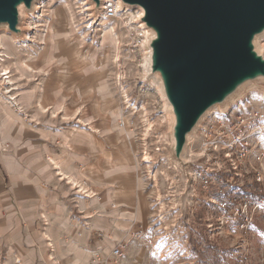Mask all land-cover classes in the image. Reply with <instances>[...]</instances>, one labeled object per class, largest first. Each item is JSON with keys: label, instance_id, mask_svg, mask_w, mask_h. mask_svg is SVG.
Masks as SVG:
<instances>
[{"label": "rangeland", "instance_id": "rangeland-1", "mask_svg": "<svg viewBox=\"0 0 264 264\" xmlns=\"http://www.w3.org/2000/svg\"><path fill=\"white\" fill-rule=\"evenodd\" d=\"M101 4L41 0L17 38L0 29V264H87L96 243L117 241L127 243L120 264H264V167L240 161L239 144L225 155L213 116L236 101L209 112L183 149L156 36L137 7L105 18ZM259 39L251 49L264 60ZM243 93L264 110L263 77ZM227 196L240 214L221 207Z\"/></svg>", "mask_w": 264, "mask_h": 264}, {"label": "water", "instance_id": "water-1", "mask_svg": "<svg viewBox=\"0 0 264 264\" xmlns=\"http://www.w3.org/2000/svg\"><path fill=\"white\" fill-rule=\"evenodd\" d=\"M17 1L0 0V21L10 28L16 23ZM124 1L141 4L144 20L157 30L154 66L165 77L177 114L179 145L208 105L243 79L264 74V60L250 43L264 26V0Z\"/></svg>", "mask_w": 264, "mask_h": 264}, {"label": "built area", "instance_id": "built-area-1", "mask_svg": "<svg viewBox=\"0 0 264 264\" xmlns=\"http://www.w3.org/2000/svg\"><path fill=\"white\" fill-rule=\"evenodd\" d=\"M119 8L120 10H118ZM100 9L101 14H103L105 18H114L121 10L125 11V8L121 9V7H117L116 0H102ZM144 14L142 17H144ZM88 25L91 24L88 23ZM235 103L237 107H232L233 109H230L232 110L230 113L226 114V112H223L221 114L213 115L214 119L218 117L216 120L225 127L224 130L226 133H223L224 131L222 130L221 134H227L229 137L228 140H224L222 150H224L225 155L230 157L229 155L232 152L237 151L236 146L239 144L240 148L238 149L236 156H238L240 161H243L245 157L250 156L254 162L264 167V110L260 108H250L249 105L244 106L246 103L243 104L241 98ZM255 173V180L257 182L264 180V175L260 171L256 170ZM228 189H234L235 192L239 190L238 187H232L230 185ZM224 192H227V190H224ZM233 201H235V198L233 197H223L220 205L226 210H232V212L236 215L240 214L242 210H239V208H243L242 204L237 207ZM244 202V205L247 206L248 200L245 199ZM263 203L264 201L259 199L255 201L256 206H260ZM248 222L249 221L246 219V223ZM107 239V241H109V238ZM126 246L127 243L124 241H117L109 246L105 245L104 243L98 244V248L93 252L86 263L120 264Z\"/></svg>", "mask_w": 264, "mask_h": 264}, {"label": "bare ground", "instance_id": "bare-ground-1", "mask_svg": "<svg viewBox=\"0 0 264 264\" xmlns=\"http://www.w3.org/2000/svg\"><path fill=\"white\" fill-rule=\"evenodd\" d=\"M40 1L41 0H30V2L27 4L23 0H18L15 3L16 23L14 25V28H10L7 21H0V29L1 30H4V31H6V30L10 31L12 33V35H10V38L11 39L17 38V34H19V31L18 30H20V27L22 26L21 24H23L24 17L25 16H29V14H33L32 11L34 12L36 8L37 9L39 8L37 5L40 3ZM116 1H117V7H121V9L122 8H125V11H127V12L132 7H137L139 9L138 10L139 16H141V18L138 20V22H141L140 24H141V27H142L143 31L146 33L149 30H151L155 36L157 35V30L153 26L149 25L147 22H145V21L142 20V15L144 14L145 9H144V7L141 4H139V3H130V2H126L124 0H116ZM118 10H120V8ZM110 33H111V28H109L107 30H104V33H103V36H102L103 41H106L108 39H111V34ZM263 34H264V26L262 27V29L260 31H257V32H255L252 35L251 41L253 43H255L256 41L260 40L259 39V36L260 35H263ZM24 35H25V33H24ZM77 52H79V51H77ZM77 52H75V53H77ZM2 55H5V54L3 53ZM27 67H29V65H27ZM2 70H4V73L5 74L8 73L7 72L8 70H6V68H3ZM159 72H161V71L159 69H157L156 70V74L159 73ZM261 77L264 78V74H258V75H255L253 77H247V78L243 79L231 91H229L227 94H225V96L222 99L217 100V101H214L213 103H211L210 105H208L199 114L197 120L193 123V125L190 127V129L185 132V135H184V143H183V147L182 148L184 149L185 146H187V144L189 142V139L191 137V133H193L196 130V128L198 127V125H200V123L202 122V120L205 117H207V115H208L209 112H213L214 110H221L222 109L221 107H223L224 105H225L224 108L227 107V106H229L232 101H236V102H237V100L239 101V99H240L239 96L240 95H243L244 94L243 92H247L248 91L249 85L250 84H255L256 85V79L261 78ZM42 98L43 99L41 100V102L38 105H39V107L41 109L47 110L50 107V105H49L50 103H48V101H47L46 98H44V97H42ZM52 104L55 106V108H57L58 105H59L56 102H53ZM169 105L173 109L172 113L177 116L176 111H175V108H174V105L172 104V102H170ZM225 110L226 109H224V111ZM51 160L53 161L54 164H58L55 161L54 158H51ZM144 160L145 161H148V156L147 155L144 157ZM58 171H59V174L60 175H65L62 172V169L61 168H59ZM67 179L69 180V182L72 185L77 186L79 188V191L86 192L87 194L85 193V195L88 196L89 191L85 188V185L83 186L81 183H79L77 181V179L73 175H71V174L68 175L67 174Z\"/></svg>", "mask_w": 264, "mask_h": 264}, {"label": "crops", "instance_id": "crops-1", "mask_svg": "<svg viewBox=\"0 0 264 264\" xmlns=\"http://www.w3.org/2000/svg\"><path fill=\"white\" fill-rule=\"evenodd\" d=\"M1 163V162H0ZM97 169V168H96ZM61 178H66V176H62ZM67 179V178H66ZM68 181V180H67ZM89 197H92V196H89ZM96 205V204H95ZM92 206L91 207V212L90 213H88V214H86L85 215V217H86V223H90L95 217H94V215H95V211L94 210H96V211H98L99 210V208H96L95 209V207H97V206ZM86 209H88V206L84 209V210H86ZM83 210V211H84ZM45 215L46 214H44V217H45ZM47 216V215H46ZM112 216V214H110V212H107V220L108 221H112V222H115V220L114 219H111L110 217ZM46 218V217H45ZM94 231L95 230H90V232H88V235L86 236V239H93L94 241H95V243L97 242V239H96V236H95V233H94ZM48 234V233H47ZM50 239V238H49ZM96 245H98V243H96ZM76 261H78L79 259H75Z\"/></svg>", "mask_w": 264, "mask_h": 264}]
</instances>
